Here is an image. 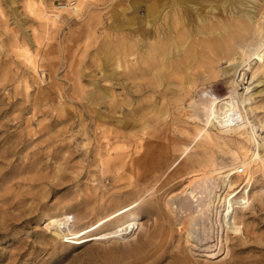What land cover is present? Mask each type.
Instances as JSON below:
<instances>
[{
  "label": "rangeland",
  "instance_id": "rangeland-1",
  "mask_svg": "<svg viewBox=\"0 0 264 264\" xmlns=\"http://www.w3.org/2000/svg\"><path fill=\"white\" fill-rule=\"evenodd\" d=\"M159 1L157 25L166 24L162 16L170 11ZM185 1L193 28L199 17L216 27L239 21L243 12L264 19V0ZM66 2L0 0V264H264V167L247 171L238 164L230 203L236 231L221 226L215 207L193 223L186 197L167 204L187 180L179 171L184 149L187 163L205 156L231 162L235 143L197 136L190 117L209 96L232 88L235 76L218 70L229 54L198 48L179 64L172 51H184L190 40L175 43L155 60L154 73L136 78L145 87L136 91L132 79L122 80L124 61L143 59L133 27L154 18L146 9L155 0H83L76 15L58 9ZM57 9L59 19L46 20ZM263 86L253 95L262 123ZM254 122L264 145V125ZM146 185L152 203L142 194L131 234L80 244L54 235L128 206ZM53 215L65 217L56 230L45 227Z\"/></svg>",
  "mask_w": 264,
  "mask_h": 264
},
{
  "label": "bare ground",
  "instance_id": "bare-ground-1",
  "mask_svg": "<svg viewBox=\"0 0 264 264\" xmlns=\"http://www.w3.org/2000/svg\"><path fill=\"white\" fill-rule=\"evenodd\" d=\"M82 1L67 0L66 4L58 5V9H68L70 11H66L76 15L82 9ZM171 2L173 3L171 4ZM160 3L161 1L155 0L146 9L147 14L151 18L154 17L152 20L150 19L146 22V25L136 24L133 27L135 35L140 36H137L136 46H138L139 50H136L143 59L137 61L136 58L135 62L125 59L122 80L127 81L132 79L131 88H134L136 91L145 89L142 83H136V78L142 79L143 76L149 75L160 66L159 61L155 62V60H160L161 54L164 56L169 54L168 51L171 45L178 42H182L183 44L188 39L190 40V45L184 51L178 48L172 51L174 56L177 57V62L174 60L176 63H182L186 56L198 48H203L206 51L217 49L219 52L225 51L229 54L225 60L221 61L224 63V66L222 68L219 66L218 70L224 74H233L235 76L230 81L232 88L223 96L207 95L209 96L208 100L202 104L198 103L197 113H194L195 115L192 114L190 117L195 121V127L199 130L197 136H204L207 140H214L216 142L220 140L224 143L229 140L235 143L234 148L230 149L231 162L219 165L213 161V158L203 155L205 157H196L187 163L185 160H187L186 157L189 151L187 148L184 149L181 153L180 159L183 160L179 171L182 172L181 177H186L187 180L180 190L169 194L167 204L170 202L171 207H173L176 202L175 199L179 195H182L184 198L186 197L190 203V207H193L194 213L190 219L192 221H196L197 217L199 218L201 214L208 210L211 211L215 207V213L219 215L218 218L221 226L225 225L228 231H236L239 228L234 221L230 203L231 198L236 195L235 187H237L236 182L238 178L235 179L234 177H239L238 174L236 175L238 164L240 163L241 166H244L247 171H250L252 167L255 168L254 171H258L264 167V145L259 141V134L257 133L254 119H257L261 127L264 123L256 115L258 106L253 105L254 91L261 83L264 84V19L262 20V17L254 19L250 14L243 12L244 14L242 13V18L239 21L237 20L235 23L232 21H221V26L216 27V21L199 17L198 19L196 18L193 28V24L187 17L186 9H183V6H181L188 5L189 2L185 0H165V3L170 6V11L164 12L162 16L166 24L157 25L154 19L159 15L160 11H157L159 10V5H161ZM58 9L52 13L50 11L48 15H45L44 11L46 20L57 21L60 16ZM230 26L237 27L238 30L235 34L228 32ZM194 31L195 34H193ZM222 31L225 33L224 35H222ZM24 52L29 59L28 62H32L33 58L29 49ZM124 58H126V55ZM161 63L166 65L165 58H163ZM127 69L129 70L127 71ZM248 72L251 73L250 80L247 76ZM241 85H243V91H239ZM262 89H264V86L258 91ZM212 130L215 132H212ZM142 146L140 143L136 148L139 150L140 148L142 149ZM262 146L261 153L260 149ZM249 179L248 175L245 180L246 183L249 182ZM142 194L149 195V197L147 196L148 198H144L143 202L152 203L150 198L153 192L146 185L132 193V201L128 206L115 208L112 212L99 217L95 223L79 231L69 233L65 228L58 230L59 225L65 220V217L61 215L48 216L45 220V227L52 230L57 229L55 231L56 234H54L55 236L76 244L89 241L113 240L117 234L121 233L122 236V232L127 231L131 234L133 228L135 227L136 229L139 225L138 216L135 211L139 203L142 202ZM139 199L140 201H137ZM237 204L234 206H237ZM151 212L153 213L154 209H151ZM112 220L115 221L112 222ZM193 223L195 222L193 221ZM189 232L191 233L192 230H189ZM189 232L187 231V235ZM117 240L116 238L115 241Z\"/></svg>",
  "mask_w": 264,
  "mask_h": 264
},
{
  "label": "built area",
  "instance_id": "built-area-1",
  "mask_svg": "<svg viewBox=\"0 0 264 264\" xmlns=\"http://www.w3.org/2000/svg\"><path fill=\"white\" fill-rule=\"evenodd\" d=\"M60 5H62V4H60ZM240 171H242V170L240 169Z\"/></svg>",
  "mask_w": 264,
  "mask_h": 264
}]
</instances>
